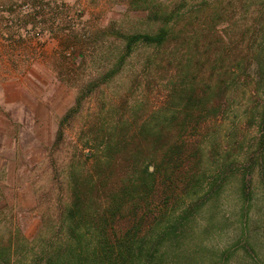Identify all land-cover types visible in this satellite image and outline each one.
Here are the masks:
<instances>
[{
    "label": "rangeland",
    "instance_id": "1",
    "mask_svg": "<svg viewBox=\"0 0 264 264\" xmlns=\"http://www.w3.org/2000/svg\"><path fill=\"white\" fill-rule=\"evenodd\" d=\"M201 1L188 0L182 11ZM206 1L180 26L202 23L214 25L221 36L222 30L230 33L227 20L222 24V0ZM20 2L33 7L32 12L18 15L29 33L25 34L21 27L14 29L12 41L24 44L22 39L33 36L37 50L34 73L17 71L18 76L25 77L18 103L9 108L0 105V234L7 237V227L12 222L32 240L44 219L53 225L69 206L71 173L91 168L103 148V138L121 141L114 151L119 158L112 167L114 178L127 164L124 156L128 148L153 150L157 134L149 135L146 141L143 134L148 129L143 125L152 118L154 124H159L157 121L167 109L162 110L172 103L167 95L173 86L170 79L178 81L187 72L189 80L205 82L209 78L207 56L215 47L208 43L213 36L203 31L165 49L138 44L127 53L126 36L155 33L161 26L159 20L149 16L148 8L159 9L167 4L171 10L181 0H72L61 4L52 0H12L2 4L10 7ZM238 17V27L232 33L236 38L245 24L253 23L250 18L244 21L237 9ZM231 54L229 62L235 57V53ZM241 66L225 98L224 112L209 121L205 133L197 137L202 141L203 166L209 176L222 165L226 148H231V158L237 162L226 167L223 177L227 185L223 189L221 186L219 194L206 197L205 206V198L198 202L199 213L194 212L195 219L191 221L194 241L190 244L198 248L195 244L202 243L206 250L203 259L197 255L189 264H210L213 251L218 252L214 264H222L223 251L228 264L264 263V166H250L246 161L247 147L253 143L254 148L259 140V127L253 122L261 117L264 90L258 88L255 67L246 62ZM71 108V115L61 126ZM199 116L195 113L191 120H202ZM156 130L157 127L150 134ZM235 139L243 142L241 147L233 144ZM245 174L252 178L253 191L252 198H248L252 205L244 217L249 222L250 244L246 243L248 235L241 236L238 225ZM219 177L222 178V168Z\"/></svg>",
    "mask_w": 264,
    "mask_h": 264
},
{
    "label": "trees",
    "instance_id": "2",
    "mask_svg": "<svg viewBox=\"0 0 264 264\" xmlns=\"http://www.w3.org/2000/svg\"><path fill=\"white\" fill-rule=\"evenodd\" d=\"M180 3L171 10L167 4L159 9L148 8L149 16L159 20L161 26L155 33L126 36L127 53L138 44L165 49L186 41L188 35L192 38L205 31L213 36L208 43L215 47L207 56L209 78L198 83L196 79L189 80L185 72L178 81L170 79L173 86L167 95L172 103L162 110L168 111L157 121L159 124H154L156 121L152 118L143 125L148 129L143 134L146 141L149 135L157 134L153 150L128 148L124 156L127 164L120 168L118 178H114L112 167L119 159L114 151L121 141L115 143L103 138L100 141L103 148L91 168H85L80 174L72 171L71 203L59 213L53 225L51 220L49 225L47 218L44 219V225L32 240L12 222L7 227L8 236L0 234V264H189L197 255L203 259L204 245L195 244L198 248H192L190 244L194 241L191 235L194 212L199 213L200 200L205 198V206L206 197L219 194L221 186L223 189L227 185L223 173L237 160L231 158V148H226L222 167L209 176L203 166L202 141L197 137L205 133L209 121L224 112L231 82L243 62L255 67L258 88L264 90V0H222V24L227 20L226 29L230 30L227 34L222 30V36L214 25L191 22L180 26L186 17L191 18L200 11L206 0L191 4L184 12L182 8L189 4L188 0ZM250 6L254 8L249 10ZM237 9L244 15V21L250 18L253 23L245 24L236 38L232 33L239 24ZM248 33L251 34L245 44ZM231 53L235 57L229 62ZM261 107L260 119L253 122L259 127V140L254 148L253 143L247 147L246 161L250 166L256 163L264 166V99ZM72 110L62 118L61 126ZM195 113L202 120L192 121ZM156 127V132L150 134ZM134 137L131 135L133 144ZM159 141L161 148L156 146ZM236 143L241 147L243 142L235 139L233 144ZM221 168L222 178L219 177ZM246 174L239 199L238 225L241 236L248 235L246 243L250 244L249 222L244 217L252 205L248 198H252L253 191L250 189L252 178ZM217 254L211 252L210 264H214ZM221 256L222 264H228L225 251Z\"/></svg>",
    "mask_w": 264,
    "mask_h": 264
},
{
    "label": "crops",
    "instance_id": "3",
    "mask_svg": "<svg viewBox=\"0 0 264 264\" xmlns=\"http://www.w3.org/2000/svg\"><path fill=\"white\" fill-rule=\"evenodd\" d=\"M11 1L12 0H0V4H9ZM52 1H57L61 4V2L67 1L71 3L72 0ZM1 21L2 18L0 14V23ZM8 33L9 38H5L4 30L0 27V105H4L7 108L17 104L19 101L18 94H22L21 89L22 92L24 91L23 82L25 81V77L24 75L18 76L17 71L22 69L27 75L34 73V57L36 56L37 50L34 47L36 39L33 36L22 39L25 40L26 43L18 44L13 42L15 39L14 28L9 29ZM47 51H49V49ZM18 59H24V61L18 62ZM22 70L21 72H23ZM19 78H21V81L18 80Z\"/></svg>",
    "mask_w": 264,
    "mask_h": 264
},
{
    "label": "built area",
    "instance_id": "4",
    "mask_svg": "<svg viewBox=\"0 0 264 264\" xmlns=\"http://www.w3.org/2000/svg\"><path fill=\"white\" fill-rule=\"evenodd\" d=\"M37 8V6H35ZM33 11V7L29 3H16L11 5L10 7L0 4V14L2 21L0 23V27L4 30V37L9 38L8 30L14 28L17 30L21 27V30L26 32L25 34L29 33V30L23 27V19L18 17L19 13L27 14ZM26 30V31H25Z\"/></svg>",
    "mask_w": 264,
    "mask_h": 264
}]
</instances>
